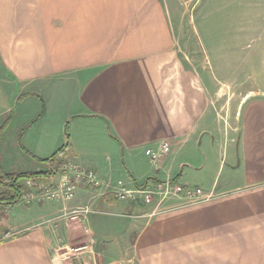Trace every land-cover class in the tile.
<instances>
[{
    "label": "crops",
    "instance_id": "obj_1",
    "mask_svg": "<svg viewBox=\"0 0 264 264\" xmlns=\"http://www.w3.org/2000/svg\"><path fill=\"white\" fill-rule=\"evenodd\" d=\"M196 2L0 0V167L43 172L50 163L31 160L9 171L1 153L21 147L46 160L64 147L61 166L69 158L97 173L102 186L80 184L63 209L89 205L104 212L89 215H107L100 227L89 215L54 226L43 221L59 202L11 211L0 264H264V77L255 89L230 93L203 78L175 34V9ZM163 142L171 152L161 171L121 170L126 153ZM167 177L215 196L185 207L169 199L157 212L116 198L120 184L141 189ZM54 227L58 234L70 228L68 245L87 242V254L62 260L65 238Z\"/></svg>",
    "mask_w": 264,
    "mask_h": 264
},
{
    "label": "rangeland",
    "instance_id": "obj_2",
    "mask_svg": "<svg viewBox=\"0 0 264 264\" xmlns=\"http://www.w3.org/2000/svg\"><path fill=\"white\" fill-rule=\"evenodd\" d=\"M175 10L178 14L175 34L180 38L179 46L183 53L187 55V60L193 66H195L193 63L194 60L199 62L201 74L208 83L212 82L215 89L220 87L227 93L233 90L235 92L236 89L244 91L256 88V85H258L257 82L261 77H264L262 72L264 68V0H197L196 5L193 7ZM202 58H204V62ZM216 77L218 79L217 82L214 80ZM222 100L225 103L226 97L224 96ZM33 129L35 130L36 128ZM14 137L20 142L19 135H15ZM217 145L215 144L216 147ZM215 151L214 157H212L214 173L217 172L219 161ZM3 153H1V162L9 171L26 168V166H29V160L33 162V166L37 165V167H41V163H46L45 160H33V156L31 157L21 147L17 151L12 150L9 153L6 152V156ZM120 165L122 166L121 170L128 172V174L131 169L134 173L139 174L136 176H140V174L145 173L147 170L155 174L144 152L137 153L134 156H129L126 153L120 159ZM224 173H219L220 177L218 178L220 181H223ZM56 176L52 182L56 179ZM208 178L207 176L206 179ZM28 181L31 182L28 183ZM52 182L38 185L32 180H27V182L22 181L23 187L27 189L22 190L20 197L28 192L36 195L35 193L41 190L42 186L48 187ZM136 198H134V201L138 205H136L137 210L140 211H145L147 208L152 211L155 209L161 210L166 206V202L168 201L160 207H155L157 201L150 205H145L141 199ZM32 202L36 201L33 200L28 203ZM65 202L49 203L51 205L47 209L50 213L45 217L43 224L55 226L57 223L63 222V218L69 219V215L65 217L61 216ZM17 203L20 205H12L7 210L0 211V215H3L0 221V234L5 229L10 228L11 224L9 219L12 216L11 211H23L26 209L24 207L27 206V202L18 199ZM65 211L68 212L70 210L65 209ZM100 212L104 213L103 211ZM89 216L88 218L91 219L92 225L95 227L104 225L103 221L107 218V215L104 214H97L95 216L91 214ZM68 223L71 222L68 221ZM68 229H66L67 231L59 230L60 234H58L56 227H54V233L60 235V239L62 240L65 238L62 244L64 247L59 250L60 255L71 251V249L88 245L87 242L73 246L68 245L67 234L69 231L71 232L70 228ZM82 232L85 236V228H83ZM85 250L70 252L71 254L74 253V255H71L69 259L73 261L79 260L81 256L87 254Z\"/></svg>",
    "mask_w": 264,
    "mask_h": 264
},
{
    "label": "built area",
    "instance_id": "obj_3",
    "mask_svg": "<svg viewBox=\"0 0 264 264\" xmlns=\"http://www.w3.org/2000/svg\"><path fill=\"white\" fill-rule=\"evenodd\" d=\"M169 142H163L155 150H146L145 155L149 158V161L155 172L160 171L164 159L169 155L171 151ZM29 183V182H28ZM80 184H84L87 187L97 188L102 186V181L93 170L85 168L69 158H65L60 171L58 172L56 179L48 187L42 186L36 195L31 192L23 194L19 199L27 202H65L72 200L77 192ZM116 198L119 200H134L135 197L141 199L145 205L155 203V207H160L169 199H176L178 207L192 206L199 203H203L212 199L215 195L213 192L204 191L198 187H190L179 184L170 178L156 180L152 184H145V188H125L122 184L118 185L116 189ZM136 198V199H137ZM140 200V201H141ZM159 211L158 209L153 212ZM90 213H101L96 212L90 208L89 205H84L71 209L66 212L65 209L62 211V217L69 215L70 220H76L80 216L85 217ZM88 247H80L77 249H71V251L65 254H59L62 260H67L71 257L70 252H78Z\"/></svg>",
    "mask_w": 264,
    "mask_h": 264
},
{
    "label": "trees",
    "instance_id": "obj_4",
    "mask_svg": "<svg viewBox=\"0 0 264 264\" xmlns=\"http://www.w3.org/2000/svg\"><path fill=\"white\" fill-rule=\"evenodd\" d=\"M6 123L0 127V140ZM65 155V148L61 147L56 150L45 161L50 163L48 170L43 172H25V173H5L0 167V205L16 204L23 190L22 181L32 180L37 184L52 182L53 178L58 174L61 166V158ZM157 179L149 178L147 182H153Z\"/></svg>",
    "mask_w": 264,
    "mask_h": 264
},
{
    "label": "water",
    "instance_id": "obj_5",
    "mask_svg": "<svg viewBox=\"0 0 264 264\" xmlns=\"http://www.w3.org/2000/svg\"><path fill=\"white\" fill-rule=\"evenodd\" d=\"M142 188H145V185H143Z\"/></svg>",
    "mask_w": 264,
    "mask_h": 264
}]
</instances>
